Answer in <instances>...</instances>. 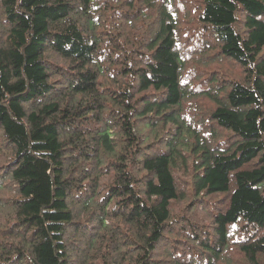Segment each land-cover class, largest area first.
Masks as SVG:
<instances>
[{
    "label": "trees",
    "instance_id": "16d2710c",
    "mask_svg": "<svg viewBox=\"0 0 264 264\" xmlns=\"http://www.w3.org/2000/svg\"><path fill=\"white\" fill-rule=\"evenodd\" d=\"M0 264H264V0H0Z\"/></svg>",
    "mask_w": 264,
    "mask_h": 264
},
{
    "label": "bare ground",
    "instance_id": "6f19581e",
    "mask_svg": "<svg viewBox=\"0 0 264 264\" xmlns=\"http://www.w3.org/2000/svg\"><path fill=\"white\" fill-rule=\"evenodd\" d=\"M52 53H53V52H52ZM46 54H47V53H46ZM53 54H54V53H53ZM53 54H52V55H53ZM52 55H51V56H52ZM48 56H49V55H48ZM54 58H56V56H55ZM54 65H55V64H54ZM47 68H48V67H47Z\"/></svg>",
    "mask_w": 264,
    "mask_h": 264
}]
</instances>
